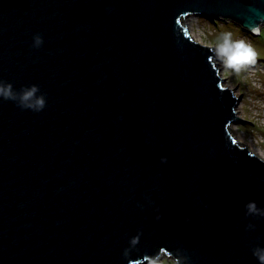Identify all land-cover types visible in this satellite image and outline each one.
I'll return each instance as SVG.
<instances>
[{
  "label": "water",
  "instance_id": "1",
  "mask_svg": "<svg viewBox=\"0 0 264 264\" xmlns=\"http://www.w3.org/2000/svg\"><path fill=\"white\" fill-rule=\"evenodd\" d=\"M190 16L260 34L264 0H0V81L47 97L0 100V264H258L264 158Z\"/></svg>",
  "mask_w": 264,
  "mask_h": 264
},
{
  "label": "rangeland",
  "instance_id": "2",
  "mask_svg": "<svg viewBox=\"0 0 264 264\" xmlns=\"http://www.w3.org/2000/svg\"><path fill=\"white\" fill-rule=\"evenodd\" d=\"M186 24L194 40L204 45L215 46L222 33L231 32L233 39L245 40L257 52L255 63L245 66L238 73L226 70L219 60L216 61L226 85L230 88L235 87L233 89H236V93L242 96L238 106L242 119L232 125L234 135L264 158V26L260 34H252L231 21H215L200 16H190L186 19ZM157 264L177 263L164 255L158 259Z\"/></svg>",
  "mask_w": 264,
  "mask_h": 264
},
{
  "label": "clouds",
  "instance_id": "3",
  "mask_svg": "<svg viewBox=\"0 0 264 264\" xmlns=\"http://www.w3.org/2000/svg\"><path fill=\"white\" fill-rule=\"evenodd\" d=\"M43 44V37L35 34L32 38V47L40 48ZM214 55L222 63L226 70L240 72L245 66L254 64L257 58V52L251 44L243 39H233L231 32L222 33L219 42L214 47ZM0 100L12 101L21 110H30L39 113L43 111L47 104V97L41 92L36 84L24 85L16 89L11 82L0 81ZM162 162L166 157H162ZM245 216L264 217V208H261L256 201L250 200L244 205ZM248 230H254L255 225L249 223ZM135 243V239L131 241ZM252 255L256 258L258 264H264V246L257 245L252 249ZM177 264H182L180 259Z\"/></svg>",
  "mask_w": 264,
  "mask_h": 264
}]
</instances>
